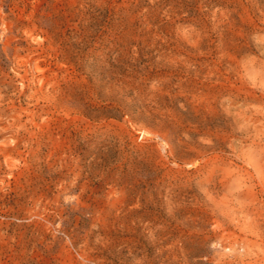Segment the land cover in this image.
I'll return each instance as SVG.
<instances>
[{"label": "rangeland", "instance_id": "1", "mask_svg": "<svg viewBox=\"0 0 264 264\" xmlns=\"http://www.w3.org/2000/svg\"><path fill=\"white\" fill-rule=\"evenodd\" d=\"M0 264H264V0H0Z\"/></svg>", "mask_w": 264, "mask_h": 264}, {"label": "built area", "instance_id": "2", "mask_svg": "<svg viewBox=\"0 0 264 264\" xmlns=\"http://www.w3.org/2000/svg\"><path fill=\"white\" fill-rule=\"evenodd\" d=\"M138 139H139V140H141V139H142V134H140V135L138 136Z\"/></svg>", "mask_w": 264, "mask_h": 264}]
</instances>
